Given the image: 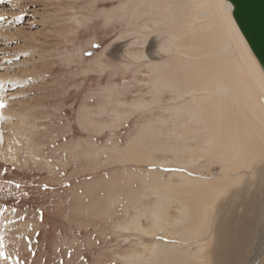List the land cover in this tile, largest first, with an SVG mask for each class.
I'll return each mask as SVG.
<instances>
[{
	"label": "rangeland",
	"instance_id": "rangeland-1",
	"mask_svg": "<svg viewBox=\"0 0 264 264\" xmlns=\"http://www.w3.org/2000/svg\"><path fill=\"white\" fill-rule=\"evenodd\" d=\"M198 3L0 2V264H209L221 214L254 194L257 242L264 154L232 164L211 132L222 120L197 102L217 94L192 86L221 36Z\"/></svg>",
	"mask_w": 264,
	"mask_h": 264
},
{
	"label": "bare ground",
	"instance_id": "bare-ground-1",
	"mask_svg": "<svg viewBox=\"0 0 264 264\" xmlns=\"http://www.w3.org/2000/svg\"><path fill=\"white\" fill-rule=\"evenodd\" d=\"M198 6L199 7L197 8H199L202 13L203 10L206 9L205 12H209V16L211 15L210 11L215 13H212V16L216 18V21L221 27L218 28L219 32H217L218 37L219 33L221 34V36L218 41L211 40L215 48L208 49L203 47V54L207 55L209 53H212L210 57L213 58L212 61H209L210 59L206 60L204 64H202L201 62L202 60L204 61L205 58L201 59V62H196L195 69L198 71V68L203 67L206 74L204 75L205 77H201V75L198 73L196 74L195 78L198 80L194 83L195 85L192 86V90H208L212 93H217L216 96L206 98V100L197 98V102H200L199 106L201 108L209 110L210 113L214 115V117H216L217 119L220 118L222 120L221 132H211L215 138L217 135L218 144L227 143L225 146V148L228 149L227 154L235 155L234 158L230 157V161L232 162V164L238 165L239 167H248L255 162L253 158V154L255 152H258L256 158L259 156L263 158L264 154V69L260 65L259 61L250 49L247 41L239 30V27L237 26L232 15L233 7L229 1L202 0V3ZM205 15H203V18L208 17H205ZM194 18V20H197L199 17L196 16ZM210 18L212 19V17ZM194 20L193 22H195ZM211 21L212 23L216 22L213 20H210L209 22ZM210 27H212V24ZM206 29L207 24L205 25V30ZM215 30H217L216 27ZM206 31L208 33L209 30L207 29ZM180 33L182 34L183 30H181ZM197 35L201 36L199 34ZM207 36L209 35H204V37ZM176 37H178L179 41L181 40L180 44H178L177 46L179 49L183 50L184 47L188 48L190 46V44L182 42L183 36L177 35ZM207 38L210 39V37ZM196 51H198V54H195L196 56H198L196 58H199V56L201 57L202 54H200L199 49ZM214 52H216V54H218L219 52H234L236 56L230 53V55L233 57L232 59H230L225 58L224 54L223 56L225 59H220L215 58V54H213ZM220 57L223 58L222 55ZM213 61L215 65L212 64V66L210 67V63ZM236 61L238 65H235ZM220 62H223V68L221 67ZM226 66L228 69H230L228 76H225V72L227 69ZM211 72L215 77L214 79L210 76ZM189 77H192L194 79V76L192 75H189L188 78ZM217 78L218 81L216 80ZM228 98L237 102L235 106L232 105L233 108L230 107V100L227 101ZM239 102H243V104ZM207 105H210V107L208 108ZM242 107L244 108V112L246 111L245 113L243 112ZM236 111H239L243 115H248L246 113H249V111H251L254 117L259 121L261 126L258 127L256 124L250 123V120L245 121L244 123L235 122L237 121L235 120L237 119L236 114H234ZM4 114L7 113L4 112ZM239 117L241 116L239 115ZM231 119H234L235 121L233 122ZM1 137L0 139L2 140ZM259 160V162L262 161V159L260 158ZM255 175L264 180V164L257 169ZM260 201L261 197L254 194L250 201L248 200L242 202V205L246 209H243L244 211L241 214L233 213L230 214V216L221 214L223 218L220 220L218 227L213 232L214 237L212 240H216V245L210 253L209 264H264V230L262 234L260 231V236L256 235L255 239L257 240V242L253 243L255 230L260 222V220H258ZM234 204L236 205L235 202ZM183 206L185 207V205ZM262 214L264 215V209L262 210ZM157 220H161V216L156 217L155 226H157L160 222H158ZM240 227L244 229L246 234L241 232ZM162 228L163 226L160 225V229Z\"/></svg>",
	"mask_w": 264,
	"mask_h": 264
},
{
	"label": "water",
	"instance_id": "water-1",
	"mask_svg": "<svg viewBox=\"0 0 264 264\" xmlns=\"http://www.w3.org/2000/svg\"><path fill=\"white\" fill-rule=\"evenodd\" d=\"M233 18L264 69V0H227Z\"/></svg>",
	"mask_w": 264,
	"mask_h": 264
},
{
	"label": "snow or ice",
	"instance_id": "snow-or-ice-1",
	"mask_svg": "<svg viewBox=\"0 0 264 264\" xmlns=\"http://www.w3.org/2000/svg\"><path fill=\"white\" fill-rule=\"evenodd\" d=\"M0 2H2V0H0ZM0 19H3V17H0ZM5 107H6L5 103L3 102L2 99H0V109H4ZM2 119H3V116L2 114H0V120ZM0 258H3L5 260L9 259L8 254L2 250V238H0ZM18 260L19 258H17V261Z\"/></svg>",
	"mask_w": 264,
	"mask_h": 264
}]
</instances>
